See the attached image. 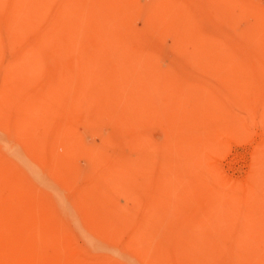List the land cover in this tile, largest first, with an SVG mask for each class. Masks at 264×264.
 I'll use <instances>...</instances> for the list:
<instances>
[{
	"label": "bare ground",
	"instance_id": "1",
	"mask_svg": "<svg viewBox=\"0 0 264 264\" xmlns=\"http://www.w3.org/2000/svg\"><path fill=\"white\" fill-rule=\"evenodd\" d=\"M55 1L0 0L2 129L142 263L264 264V188L217 167L258 114L264 167V0ZM22 167L0 146V264H111Z\"/></svg>",
	"mask_w": 264,
	"mask_h": 264
},
{
	"label": "rangeland",
	"instance_id": "2",
	"mask_svg": "<svg viewBox=\"0 0 264 264\" xmlns=\"http://www.w3.org/2000/svg\"><path fill=\"white\" fill-rule=\"evenodd\" d=\"M56 2L58 1L56 0L54 3ZM12 55L11 50H5V60L10 59ZM38 77L40 80H44L46 73L41 71L38 73ZM235 113L239 115L240 118H248L247 115L249 114V110H236ZM45 115L46 114L43 112L39 113V117L41 118H45ZM259 118L260 114L256 115L253 121L247 125L249 133L247 134L248 136L246 135L247 138L244 137L247 139V141L245 140L244 142L246 143L245 145L243 143L238 144V139L237 143L236 141L230 140L227 141V144L225 143L227 146L222 147L225 150L221 148L223 151L220 149L218 151V160L216 158L218 162V170L223 176V179L232 185L244 183L252 178H256L261 187L264 188V167L259 166L257 162L255 163L254 161L257 155L255 147L259 144L263 135L261 130H259L260 128L257 127ZM159 130L160 129L158 128H154L152 131L155 134H158L160 133ZM252 133L253 138L250 137V139L249 136L252 135ZM242 137H240L239 140L244 139ZM94 139L98 141L97 138ZM242 141L239 142L241 143ZM0 146L2 147L3 153L7 155H16L24 166L22 168L27 170L30 175L31 173L34 174L39 190L48 192L58 203L59 210L64 216V219L74 225L73 226L71 224L75 229L76 239L86 251L88 256L91 255L94 260L96 259L101 262H109L111 264H145L142 263V261H139L126 246L119 244L114 239H103L88 230L85 227L84 220L76 214V210L70 201V195L62 189L59 182L55 181L52 177L51 170L47 167V165L40 160L31 158L27 151L22 146L18 145L15 133L11 130H3L1 124ZM141 183H143V179L141 177L137 178L135 185L140 186ZM177 194L178 192L175 189L172 193V199H174V201H176V196L174 195ZM174 201L171 202V222H173L178 215L177 212H174ZM220 203L223 208H226L230 206L231 198L225 196L221 199ZM155 223L161 224L162 221L160 219H156ZM253 238L254 233L247 229L244 234V239L247 242H250Z\"/></svg>",
	"mask_w": 264,
	"mask_h": 264
}]
</instances>
